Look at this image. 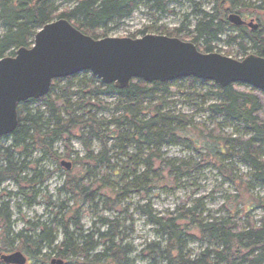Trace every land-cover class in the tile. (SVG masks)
<instances>
[{
	"label": "rangeland",
	"instance_id": "obj_1",
	"mask_svg": "<svg viewBox=\"0 0 264 264\" xmlns=\"http://www.w3.org/2000/svg\"><path fill=\"white\" fill-rule=\"evenodd\" d=\"M238 1L253 4L258 0ZM215 2L216 0H193L196 4L194 7L186 0H177L168 3L165 13H159L150 9V4L145 0H141L137 2L129 18L117 25L109 24L101 28L97 32V37L99 39L140 38L143 35L137 32L146 27L150 30L145 35L166 36L173 33V30L181 28L187 31L193 30L196 20L199 19L195 17L194 12L200 10L210 13ZM75 3L54 0V8L59 14L72 9ZM255 17H250L249 13L242 15L247 24L253 21L258 25ZM260 19L264 25V18L260 17ZM239 33L236 28L226 26L225 34L219 38L218 42L211 44L214 47V53L237 60L253 54L249 45L246 47V52H240L236 44L226 45L228 37ZM3 34L4 29L0 25V36ZM184 35L192 39L191 34L187 32L178 37L190 42L184 38ZM81 74L72 83L71 94L65 99L70 108L68 116L63 114L64 119H78L77 123L71 129L70 136L58 139L52 147V152L56 153L60 161L71 164L67 171L69 176L65 175L66 169L57 164L59 160L55 161L51 157L43 158L42 152L32 149L29 158L26 159L28 169L21 176L29 179L33 174L31 170L37 168L43 171L42 176L48 175L46 172L50 171L48 179L39 184V178H36L33 181L35 184L33 191L24 189L26 188L24 183L19 186L10 180H5L0 186V205H8L10 231L13 235L23 232L24 236L30 237L38 233L39 225H45L48 229L55 230L56 233L53 236L57 238L55 245H58L62 240L59 222L69 225L70 232H75L72 222L76 220L80 226L79 235L84 236L95 232L105 233L106 228L101 227L99 223L101 219H104L113 223L111 230L115 238L114 243L122 242V246L126 245L129 249L127 258L130 264H164V257L160 256L159 252L167 247L166 237L157 226L149 222V215L164 218L169 215L175 216L177 211L193 209L197 216L207 221L231 218L232 221L238 220L245 223L249 216L257 225L259 224L264 212L252 208L256 207L260 200L264 201V187L256 184H253L252 189L248 187L244 183L243 176L247 177L250 170L236 156L217 154L216 146L212 148L206 136L214 126H219L221 133L232 137L239 136L237 132L242 131V128L235 124L225 123L223 118H212L208 106L217 101V96L210 93L215 87L206 84L196 87L195 90H189L184 84L176 85L177 91L169 97H164L161 102L160 100L142 102V112L145 114L142 118H148L157 109H161V113H169L176 118L174 128L180 136L177 143L163 146L158 151L162 159L181 170L178 174L173 175L171 172L170 175L168 171L160 172L157 169L147 171L145 160L153 148L151 145L141 143L138 147L133 141L125 144V150L120 148L119 132L120 134L132 133L129 123L116 121L121 116H125V103L116 95L90 96L89 89L82 82ZM56 86L54 93L60 96V89L66 86V81L60 80ZM206 93H208L206 98L199 96ZM30 109L39 111L43 123L47 121L48 113L43 104L41 106L36 103L31 104ZM91 118L94 121H90ZM85 145H88L89 151L86 150ZM100 152H105L108 162L94 165L92 159H84L89 155L92 158ZM14 159L17 161L23 157L15 154ZM75 159L80 161L77 162ZM188 166L189 169H187ZM57 167H61V170ZM146 173L149 176L158 175L164 181L150 189L131 184L135 177L141 178V175ZM73 178L81 181L83 186L94 183L91 190L97 192L94 202L98 204L96 208H91L92 205L85 202L83 196H78L77 193L69 191L58 193V189L64 185L69 190L67 183L69 184ZM117 188H123L118 191V196L111 193ZM21 190L24 195L20 194ZM104 202L111 209L105 210ZM183 232L184 255L193 257L205 248L224 251V254H228L231 258L233 256L235 258L236 254L239 258L244 256L243 258L247 260L254 255V253L248 255L250 249L245 250L239 244H234L228 251L219 242L203 238L194 229L186 232L183 228ZM4 237L3 221L0 218V246L5 241ZM7 238L9 241L15 240L12 235ZM92 240L95 245V252L92 255L102 252L104 249L102 244L105 242L95 235ZM78 242L77 245H80V241ZM39 250L35 258L24 255L27 259L26 264H51L52 259L61 260L47 249ZM255 253H258L256 249ZM239 258L233 260L239 263ZM61 261L63 264H83L81 260L75 258Z\"/></svg>",
	"mask_w": 264,
	"mask_h": 264
},
{
	"label": "trees",
	"instance_id": "obj_2",
	"mask_svg": "<svg viewBox=\"0 0 264 264\" xmlns=\"http://www.w3.org/2000/svg\"><path fill=\"white\" fill-rule=\"evenodd\" d=\"M76 2L72 9H67L62 13L57 14L54 8V0H0V25L4 29V34L0 36V59L6 56H13L19 48H30L32 46L33 37L44 25L58 19H65L73 27L81 33L90 36L93 39H99L97 32L108 26L109 24H119L123 20L129 18L134 11L136 4L141 0H64ZM150 4L149 8L155 12L165 13V7L168 3L177 0H145ZM194 7L196 4L193 0H186ZM235 13L245 15L249 13L250 17H255L258 23L256 30H250L246 27H234L227 21L229 14ZM196 20L193 30L185 28L173 30L166 36L176 37L182 41L185 39L178 37L180 34L187 32L191 34L189 39L186 35L184 38L190 40L199 52L212 53L214 47L212 43L218 42L219 38L225 34V27L236 28L240 33L228 37L226 45H237L240 52H246V47L249 45L253 50V55L264 58V32L260 17L264 18V0L257 2L243 3L238 0H216L215 6L210 13H205L200 10L194 12ZM75 21V22H74ZM149 28L137 32L140 35H145L149 32ZM199 45V46H197ZM82 82L89 89L90 96H111L116 95L125 103L124 113L116 121L129 123L131 134L122 133L118 136L121 141V147L125 150V144L135 141L139 144H148L153 148L149 155L146 156L145 166L147 171L160 172L168 171L170 175L178 174L181 170L168 163L167 160L161 158L158 154L163 146H171L177 143L178 131L174 128L176 118L169 113H161V109L154 110L148 118H142L145 115L142 110V102L144 100H161L164 97H169L177 91V86L184 84L189 90H195L198 86L211 84L215 87L210 93L217 96V101L208 106L212 118H223L227 124H235L242 128L241 132L235 137L227 136L219 131V126L207 133L210 146H216V153L221 156H236L241 163L247 167L250 172L243 176L244 183L248 187H253V184L264 187V92L251 89L241 84H231L225 88H221L211 82L199 80L193 77L182 78L173 82H153L147 84L141 80H131L129 85L124 89L117 88L114 84H102L89 72L81 74ZM79 74L70 76L65 79L52 81L48 93L39 99L28 100L17 107V127L7 135L0 137V186L5 180H10L16 185L21 186L24 183V189L34 190V180L39 178L38 183L42 184L48 179L51 174L42 176V170L37 168L32 169L33 174L29 179L21 175L28 169L26 159L30 156V150L35 149L42 152L43 158H53L55 161H61L56 153L52 152L53 144L64 136H70L71 129L77 123L78 119H64L63 114L67 115L70 110L68 102L65 100L71 94V85L79 78ZM60 80L66 81V86L61 88L60 96L54 93L57 88L56 84ZM177 85V86H176ZM203 98L208 96V93L199 95ZM43 104L47 109L48 119L44 121L38 110H31V104ZM102 107H105L101 104ZM68 116V115H67ZM90 121H94L93 118ZM189 125V124H188ZM192 125V124H191ZM92 133V130H91ZM130 135V137H129ZM8 144V145H7ZM87 151L90 150L88 145H85ZM15 154L18 157H23L21 160L15 161ZM90 154V152H88ZM69 158V157H68ZM85 160H93V164H102L108 162L105 152L93 156L90 155ZM79 162V159H75ZM73 160L74 163L76 161ZM157 166V167H156ZM62 167V166H61ZM61 167H57L61 170ZM189 169V166L187 167ZM68 170H66L67 172ZM69 176V172L66 173ZM172 172V173H171ZM155 173V172H154ZM87 178V176H85ZM142 179V180H141ZM164 181L158 175L149 176L147 173L140 177H135L131 184L137 185L139 188L150 189ZM58 189V193L72 192L78 196H83V200L90 203L91 208H96L97 192L91 190L94 183L91 185H82L81 181H76L75 178L71 182ZM143 185V186H142ZM23 189V190H24ZM252 189V188H251ZM23 190L20 191L24 195ZM123 188L112 190L118 196V191ZM104 209L109 210L111 207L103 203ZM264 212V201H259L256 207ZM4 212V214H2ZM177 213V214H176ZM174 215L167 217L156 218L149 215V222L157 226L166 237L167 247L159 252L163 256L164 264H264V216L259 220V224L247 216L245 223L238 220L232 221L231 218L203 220L195 214V210L187 209L185 211H177ZM0 218L3 221L4 242L0 246V264L2 255L10 254L15 251L21 252L25 256L35 258L39 254V249H47L50 253L61 260H81L83 264H130L128 254L130 253L126 245L122 246V242L114 243V234L111 230L112 221L104 219L100 220L101 227L106 228L105 233H92L84 236L80 234L79 223L74 220L72 226L75 232H70L69 225L60 223L61 242L55 245L57 238L53 236L55 230L47 228L45 225L37 227L36 235L27 237L23 232L13 235L10 231V214L7 204L0 205ZM183 228L186 232L191 229L196 230L203 238L211 239L219 242L223 248L230 251L234 244L242 245L245 250L250 249L248 255H254L245 259L238 257L235 254L231 258L224 251L205 248L196 256L183 254L182 236H184ZM75 233H78L77 235ZM12 235L15 240H7L8 236ZM99 238L105 242L102 244L104 249L100 253L95 252V245L92 238ZM80 241V245H77ZM17 243V244H15ZM16 245V246H15ZM255 249L258 253H255ZM34 253V254H33ZM91 257V260L89 258ZM239 258V263L233 259Z\"/></svg>",
	"mask_w": 264,
	"mask_h": 264
},
{
	"label": "water",
	"instance_id": "obj_3",
	"mask_svg": "<svg viewBox=\"0 0 264 264\" xmlns=\"http://www.w3.org/2000/svg\"><path fill=\"white\" fill-rule=\"evenodd\" d=\"M234 27L246 22L231 13ZM253 30L258 25L247 24ZM89 72L102 84L126 88L130 81L173 82L193 77L221 88L241 84L264 92V58L253 54L241 60L219 53H201L191 42L165 35L140 38L93 39L65 19L41 27L30 48H19L13 56L0 59V137L17 127V107L44 97L53 80ZM66 170L71 164L61 161ZM7 264H25L21 252L1 257ZM63 264L53 260L52 264Z\"/></svg>",
	"mask_w": 264,
	"mask_h": 264
},
{
	"label": "flooded vegetation",
	"instance_id": "obj_4",
	"mask_svg": "<svg viewBox=\"0 0 264 264\" xmlns=\"http://www.w3.org/2000/svg\"><path fill=\"white\" fill-rule=\"evenodd\" d=\"M239 16H241V15H239ZM241 18H242V16H241ZM243 19V18H242ZM246 22V21H245ZM241 27H246V28H248V29H250V30H253L251 27H248L247 26V23L245 24V25H243V26H241ZM25 257V256H24ZM25 259H26V257H25ZM26 261H27V259H26ZM26 261H25V264H26ZM50 263L52 264V260L50 261ZM55 264V263H54Z\"/></svg>",
	"mask_w": 264,
	"mask_h": 264
}]
</instances>
